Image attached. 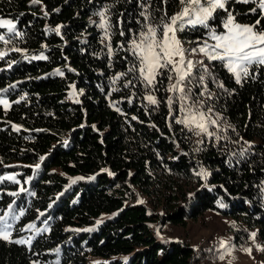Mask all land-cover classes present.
Instances as JSON below:
<instances>
[{
	"label": "trees",
	"instance_id": "obj_1",
	"mask_svg": "<svg viewBox=\"0 0 264 264\" xmlns=\"http://www.w3.org/2000/svg\"><path fill=\"white\" fill-rule=\"evenodd\" d=\"M178 5L0 0V20L21 34L9 39L0 28L8 40H0V100L9 102L0 103V216L10 213L0 220L9 234L0 238V264H192L195 249L163 237L160 226L206 211L256 227L264 244V65H248L238 83L211 61V75L182 87L194 106L211 110L214 135L177 123L186 114L183 95L168 91L170 71L146 86L131 41L145 30L141 13L159 25ZM226 9L212 29L222 32L231 12L264 30L258 2L227 0ZM208 33L189 26L180 36Z\"/></svg>",
	"mask_w": 264,
	"mask_h": 264
},
{
	"label": "snow or ice",
	"instance_id": "obj_2",
	"mask_svg": "<svg viewBox=\"0 0 264 264\" xmlns=\"http://www.w3.org/2000/svg\"><path fill=\"white\" fill-rule=\"evenodd\" d=\"M37 2H39V0H33V3ZM243 2L247 3L249 0H243ZM253 2H258V8L264 11V0H253ZM226 3L227 0H179V4L181 5L180 11L171 16H167L166 14L164 17H161L159 25L152 24L149 17L141 13L145 20V30H141L138 34V38L131 41V50L133 55L138 58L139 75L146 83V86L153 85L160 71L168 69L176 73L175 83L169 85L168 91L184 92V88L180 86L181 82L191 74L194 65L193 61L185 60V49H183L181 42L177 39L176 33L189 26H203L209 28V21L213 19L217 11H227ZM252 11H256V9ZM99 15L101 17L100 27L106 28L105 12L101 11ZM259 24L260 20H257L256 25ZM256 25H241L235 21L233 14L228 12L226 18L222 21V28L224 31L220 33L215 29H210L209 31V36L215 43L209 45L205 42L204 46L198 47V49H192L191 51H199L209 60L221 61L227 71L234 74L239 83L241 74L245 76L248 75V65H264V30L256 31ZM0 28H6L7 33L13 34L9 39L21 35L16 31V26L10 19L0 20ZM55 31L59 32V28L55 29ZM121 35H123V33H121ZM0 40L8 43V40L5 39V35H0ZM12 51H20V49L14 48ZM109 53H111L110 47ZM4 55L5 53L0 52V57ZM25 58L27 59V57ZM35 58L46 59L44 56ZM136 70L135 66L129 69L131 72H135ZM57 72H59V70H57ZM124 75L126 74L119 73L114 79H119L120 76ZM168 78L172 80V76ZM202 79L203 78H201V80ZM221 87H223V85H221ZM146 99L151 104L157 103V100L152 95L147 96ZM181 99L184 100L185 103L187 102V97L181 96ZM172 100L173 98L169 97L170 105ZM0 103L7 104V101L0 100ZM181 111H187L188 114L183 119L178 120L177 123L189 127L190 131L193 128L198 129L199 131L196 132V135H200L201 133H205L209 136L214 135L208 131L207 123H205L206 117L203 112L198 110L193 111L192 108L186 107H182ZM207 119L211 124L217 123L216 120ZM41 159H43V157H41ZM36 167L39 168V165H36ZM201 174L207 175L203 170L197 175ZM7 179L14 180L15 178L9 176ZM21 191H24V189H21ZM13 195H15V193H13ZM11 208L12 205H9V209ZM8 215H10V213H5L4 216H0V220H4ZM13 218L15 217L13 216ZM97 223H99V221ZM5 227H10V225H6ZM254 235L255 233H253V236ZM0 238L7 240L9 238L8 232L0 229ZM16 242L24 243V241ZM221 247H224L223 243Z\"/></svg>",
	"mask_w": 264,
	"mask_h": 264
},
{
	"label": "rangeland",
	"instance_id": "obj_3",
	"mask_svg": "<svg viewBox=\"0 0 264 264\" xmlns=\"http://www.w3.org/2000/svg\"><path fill=\"white\" fill-rule=\"evenodd\" d=\"M180 9L181 5L179 4L175 13L179 12ZM261 12L264 15V11L261 10ZM100 23L101 21H99V26ZM210 29H212L211 26L209 27V31ZM256 31L262 30L256 29ZM180 32L181 31H178L176 33V36L177 39L181 42V46L183 47V49H185V60L193 61L194 65L191 70V74L181 82L180 86L182 87L184 83L187 84L188 82H190V79L201 80V78L205 76V74L211 75L212 69L210 62L212 60H209L203 53L199 51L193 52L191 50L198 49V47L204 46L205 42L211 45L214 44L215 41L210 38L208 33V38L205 40L200 39L187 42L182 39V37L180 36ZM101 36L104 41L108 39V33L106 31H103L101 33ZM170 74L172 76L170 84H173L175 83L176 73L170 71ZM242 77L243 74H241V78ZM185 91L186 90H184L183 93L176 91V93L179 95V97L180 95L186 97L187 94L185 93ZM170 93L174 94L175 92ZM206 94L208 95L207 92ZM72 98L75 99V96L72 95ZM1 100L7 101L6 99ZM2 104L4 106H8L9 102L7 101V104ZM197 106L198 105L194 106L192 101L188 98L186 103L183 100L182 107L192 108L193 111L198 110L205 114V123H207L208 131H211L210 127L215 126L216 124L209 123L207 118L214 120L212 115H210L208 109L201 110ZM184 113L186 115L188 114L187 111H184ZM160 233L168 240L187 241L195 249L197 255L192 264H264V244L261 242L258 236L257 228L249 227L248 225L243 224L240 220L226 217L215 211H206L200 217L188 220L182 226L169 223L165 224L163 226H160ZM253 233H255L254 236ZM222 243L224 244L223 248L221 247ZM33 264L41 263L34 262Z\"/></svg>",
	"mask_w": 264,
	"mask_h": 264
}]
</instances>
